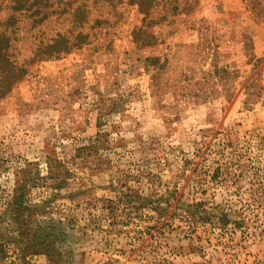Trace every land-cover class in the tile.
<instances>
[{
	"label": "rangeland",
	"instance_id": "obj_1",
	"mask_svg": "<svg viewBox=\"0 0 264 264\" xmlns=\"http://www.w3.org/2000/svg\"><path fill=\"white\" fill-rule=\"evenodd\" d=\"M146 9L0 0L7 263H47L11 231L18 187L63 264H264V0Z\"/></svg>",
	"mask_w": 264,
	"mask_h": 264
},
{
	"label": "trees",
	"instance_id": "obj_2",
	"mask_svg": "<svg viewBox=\"0 0 264 264\" xmlns=\"http://www.w3.org/2000/svg\"><path fill=\"white\" fill-rule=\"evenodd\" d=\"M132 3H136L138 5L139 10L142 12H144L145 16L147 15L146 13L148 12V10L146 8H150V6L152 5L153 2H155V0H131ZM148 3V5H146ZM156 5V4H155ZM145 6V8H144ZM175 6V5H174ZM79 18V19H78ZM78 22H79V26H82V21L85 20L82 17H77ZM100 19H96L95 22H99ZM144 20V17L143 19ZM154 20V19H151ZM141 32V27H139L137 29V33L135 32V34H139ZM145 33V30L143 31ZM78 35L82 36V33H78ZM57 38L56 39H52L53 41L50 43H47L45 45H43L42 47H38L36 48V52L33 56V59L36 58L38 55L41 57H43L42 54L45 55H51L53 53H56L59 50V46H62L63 48L68 49L70 47V45L68 44V41L64 38L65 36L62 34H57ZM78 38V36L75 37V39ZM82 38V37H81ZM74 42V41H73ZM72 42V44H73ZM149 39H142V43H148ZM16 69V68H15ZM25 70V71H24ZM27 69H22V71L24 72V74H27ZM15 70H12L11 72V76L9 78H12V83H14L16 80H14L15 78ZM14 78V79H13ZM14 80V81H13ZM9 88L7 91H10ZM5 91V90H4ZM6 91V92H7ZM5 92L2 93V95H0V99L4 96ZM23 196V192L20 190V188L15 187L13 195H12V199L10 200L12 203H14V206L11 210V213L9 216V224H11V228H13L11 231L13 233H16V236L19 238V242L21 244V248L22 251L25 255L27 254H34V253H40L46 256L47 258V263L46 264H63L66 262V259L64 258L65 255H63L62 253H55L56 255H54L53 251L59 250L58 247L55 246V242L52 241V239L50 238L51 235L53 234V230L55 229L52 225L47 226V227H39L38 225L36 226H29V218H31V215L27 214L26 211L28 210V208L23 205L21 198ZM40 231V233L38 232ZM45 231V235L41 236V232ZM63 235H65L63 232H61ZM27 236V238H26ZM30 237V238H28ZM4 244V242H0V250L3 251L4 248H2V245ZM6 244V243H5ZM33 250V251H31ZM31 251V252H30ZM6 256H1L0 255V259L7 263L4 259ZM7 264H28L25 261V256L22 255L21 253L16 255V260H11L9 261V263Z\"/></svg>",
	"mask_w": 264,
	"mask_h": 264
}]
</instances>
